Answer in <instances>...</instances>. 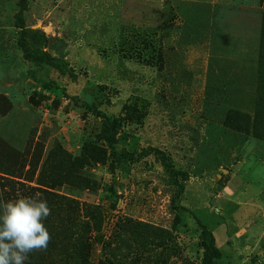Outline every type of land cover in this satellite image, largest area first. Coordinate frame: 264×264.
Here are the masks:
<instances>
[{
  "label": "rangeland",
  "instance_id": "374dc122",
  "mask_svg": "<svg viewBox=\"0 0 264 264\" xmlns=\"http://www.w3.org/2000/svg\"><path fill=\"white\" fill-rule=\"evenodd\" d=\"M148 148L189 179L115 169ZM3 180L51 209L25 264H264V0H0Z\"/></svg>",
  "mask_w": 264,
  "mask_h": 264
},
{
  "label": "clouds",
  "instance_id": "9594fccd",
  "mask_svg": "<svg viewBox=\"0 0 264 264\" xmlns=\"http://www.w3.org/2000/svg\"><path fill=\"white\" fill-rule=\"evenodd\" d=\"M50 215L39 193L0 205V264H25L30 253L46 251L51 235L43 221Z\"/></svg>",
  "mask_w": 264,
  "mask_h": 264
},
{
  "label": "trees",
  "instance_id": "16d2710c",
  "mask_svg": "<svg viewBox=\"0 0 264 264\" xmlns=\"http://www.w3.org/2000/svg\"><path fill=\"white\" fill-rule=\"evenodd\" d=\"M114 126H115V123H111L109 125V127H114ZM108 130L112 131L113 129H107V131L105 132V135L109 137L108 141L111 142L112 138L111 136H108ZM152 153L161 158L162 166L164 167L165 171L170 175L172 179H175V180L181 179L183 181H187L189 179L188 173L177 170L174 164L172 163L171 159L164 152L158 149H155V148H148L147 150H144L142 154H140L136 159L133 154H124V153L117 154L114 159L115 169L123 173H126L129 171L130 167L133 164H135L136 162L140 160L142 156H148ZM4 184H5L4 180L3 182H0V193H1V203L2 204L9 201V198H8L9 193L7 192L8 185L4 186ZM61 199H62L61 203L63 202L65 203V201L67 202L69 201L67 198H64V199L61 198ZM67 241H69L70 243V248L72 250L73 248L75 249V243H76L75 238L71 237ZM203 249H204L203 264H216L217 260L220 259L221 257V253L219 249L215 246L214 241L212 240L210 244L205 241L203 243ZM72 258H73V255L70 254L66 256L65 258H62V261L64 260L68 261L70 259V262H71Z\"/></svg>",
  "mask_w": 264,
  "mask_h": 264
},
{
  "label": "crops",
  "instance_id": "0c3cea01",
  "mask_svg": "<svg viewBox=\"0 0 264 264\" xmlns=\"http://www.w3.org/2000/svg\"><path fill=\"white\" fill-rule=\"evenodd\" d=\"M225 198H223V200H224ZM225 201H231L230 199H225Z\"/></svg>",
  "mask_w": 264,
  "mask_h": 264
}]
</instances>
